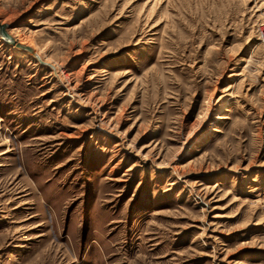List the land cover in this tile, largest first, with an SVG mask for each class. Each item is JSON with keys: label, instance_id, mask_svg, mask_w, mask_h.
<instances>
[{"label": "rangeland", "instance_id": "1", "mask_svg": "<svg viewBox=\"0 0 264 264\" xmlns=\"http://www.w3.org/2000/svg\"><path fill=\"white\" fill-rule=\"evenodd\" d=\"M0 24V264H264V0Z\"/></svg>", "mask_w": 264, "mask_h": 264}, {"label": "water", "instance_id": "2", "mask_svg": "<svg viewBox=\"0 0 264 264\" xmlns=\"http://www.w3.org/2000/svg\"><path fill=\"white\" fill-rule=\"evenodd\" d=\"M0 36L3 39V41L7 42V43H14V41L12 39H10L5 33H4V27L0 24ZM19 47L21 48H25L22 45H19ZM28 50V49H27Z\"/></svg>", "mask_w": 264, "mask_h": 264}]
</instances>
